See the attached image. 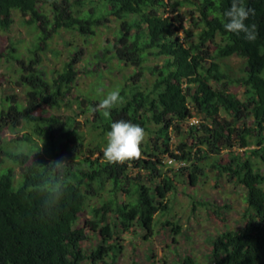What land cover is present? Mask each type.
I'll return each mask as SVG.
<instances>
[{
	"label": "trees",
	"instance_id": "trees-1",
	"mask_svg": "<svg viewBox=\"0 0 264 264\" xmlns=\"http://www.w3.org/2000/svg\"><path fill=\"white\" fill-rule=\"evenodd\" d=\"M98 1L99 6L89 12L82 7L95 0H0V31L10 30L14 11L41 30L36 55L61 29L77 32L85 44L89 38L97 41L103 35L101 28L108 29L105 22L110 16L117 28L114 40L99 48L104 56L111 53L110 58L120 65L134 66L132 79L141 77L150 57L164 61L157 69L148 68L156 75L149 90L138 84L106 87V94L119 89L123 98L110 110V118L91 110L106 94L92 90L80 97L73 93L77 51L52 83L40 72L20 78L19 83L28 87L26 105L13 102L14 96L2 99L0 133L21 124L31 130L19 140L29 147L26 152L5 149L0 134V166L7 159L21 171L16 178L13 167H0V264H116L122 249L120 234H136L132 230L136 226L147 241L155 217L170 209L168 195L176 192L177 178L186 176L188 185L196 188L207 166L246 190L244 225L217 234L212 264H264V174L259 167L260 162L264 164V0H243L255 10L245 21L257 27V38L251 42L243 33H228L223 27V12L231 0ZM188 4L198 13L196 19L192 17L196 33L184 32L179 14ZM44 6L50 8L52 21L42 12ZM232 56L246 61L245 76L235 81L219 62ZM231 85L244 89L241 99L230 91ZM63 106L71 111L68 116L39 114L44 108ZM87 114L93 121H86L101 129V136L121 119L140 125L148 137L140 157L110 163L101 145H95L87 151L89 156L80 158L84 144L76 118ZM35 137L45 144V157ZM173 137L178 138L175 147ZM71 139L73 147L68 145ZM132 170L134 177L129 174ZM105 191L108 198L91 206V219L78 227L87 200ZM168 226H173L172 235L180 234V225L167 221L164 227ZM86 228L99 240L92 249L84 248L89 239ZM181 264H194V260L187 257Z\"/></svg>",
	"mask_w": 264,
	"mask_h": 264
},
{
	"label": "rangeland",
	"instance_id": "rangeland-1",
	"mask_svg": "<svg viewBox=\"0 0 264 264\" xmlns=\"http://www.w3.org/2000/svg\"><path fill=\"white\" fill-rule=\"evenodd\" d=\"M95 1L85 4L82 10L89 12L95 10L100 3L98 0ZM42 12L46 14L49 21H52L53 16L48 6H44ZM179 14L183 20L184 32L196 33L197 29L192 23V17L195 19L198 17L196 7L189 4L185 5L180 8ZM28 19L29 17L14 11V22L10 30L7 32L0 31V108L1 101L6 96H14L13 102L26 105L28 87L19 83L20 78L30 72H40L49 83H52L64 71V66L69 61V57L73 56L76 51L78 54L75 58V69L78 71V77L73 93L75 95L76 93L80 94V97L88 95L92 90L104 95L108 86L116 88L118 85L133 86L138 84L142 89L149 90L156 75H153L148 68L157 69L164 64L163 59L150 57L144 62L142 70L139 69L142 72L141 77L132 79L135 72L134 66L120 65L116 59L110 58L111 53L104 56L103 50H99V48L104 47L106 41L114 40V32L117 28V22L110 16L105 22L108 29L105 30V26L101 28L103 35L97 41L94 42L93 39L89 38L88 43L85 44L84 38L79 36L77 32L61 29L47 40L43 50L38 51L36 55L34 52L36 51L35 45L39 43V36L42 32L34 24H27ZM183 35V31H181L180 37ZM12 47L15 49L14 51H12ZM96 50L99 51L97 54L100 57L96 56ZM31 60H35V62L30 63ZM219 62L230 79L235 81L245 76L246 61L243 58L232 56ZM91 71L94 73L88 74ZM96 72L102 73V77L99 78ZM229 89L241 99L244 92L242 87L231 85ZM81 107L84 108L85 104ZM74 109L77 112L80 111L75 103ZM70 113L71 111L63 106L60 110L44 108L39 114L45 117L50 114L63 117ZM221 115L229 119L223 112ZM87 118L89 121H93L91 114L79 115L76 118V123H78L76 128L82 134L84 144L83 154H80V158L89 156L87 151L94 149L95 145H101L102 150L107 142L106 135L101 136V129L92 127V123L86 121ZM252 121V118L247 120L248 125ZM30 130L29 126L21 124L13 131L4 130L1 132V137L5 140L4 148L26 152L29 147L19 140ZM35 139L39 153L45 157L48 152L45 144L38 137ZM144 139L148 140V137L145 136ZM171 143L175 147L178 144V138L173 137ZM68 145L69 147L75 146L72 139L68 140ZM251 148L253 149V147ZM67 154L61 153L63 157ZM222 155L226 157L225 153ZM97 156L98 154H95L92 158ZM0 157H3L1 153ZM47 158L50 161V158ZM214 158L216 157L214 156ZM206 162L211 163L212 159L206 160ZM6 166L13 167L16 178H18L21 173L20 168L14 166L7 159L0 167ZM259 167L261 173L264 174V164L260 162ZM129 174L134 177L136 172L132 170ZM204 174L196 188L188 185L186 176L177 178L176 192L168 195L170 209L168 212L160 213L155 217L152 235L147 241L143 240L145 232L136 226L132 228L136 234L133 232L120 234V237L123 238L120 242L122 249L117 256L116 264H181L187 257H191L194 264H212V243L217 234L227 227L229 230H238L244 225L242 214L246 209V190L235 183V180H229L227 175L218 177V171L212 170L209 166L205 167ZM108 196L107 191H105L101 197L88 199L87 208L80 214L77 226H82L87 219H91V206H99L101 204L100 198L106 200ZM167 221L180 225V234L172 235L171 228L173 226L164 227ZM85 231L89 239L84 242V248L92 249L99 242L97 234H93L88 228ZM173 240H175V244Z\"/></svg>",
	"mask_w": 264,
	"mask_h": 264
},
{
	"label": "clouds",
	"instance_id": "clouds-1",
	"mask_svg": "<svg viewBox=\"0 0 264 264\" xmlns=\"http://www.w3.org/2000/svg\"><path fill=\"white\" fill-rule=\"evenodd\" d=\"M254 15L255 10L246 7L243 0H231L230 7L223 12L225 18L223 27L228 33H243L246 40L254 41L257 38V27L254 23H245ZM122 99L120 90L112 89L91 110L110 118V110L118 103H122ZM110 128L111 130L106 133V145L102 149L104 158L110 163L117 164L138 159L146 136L145 130L140 125L123 119L111 123Z\"/></svg>",
	"mask_w": 264,
	"mask_h": 264
},
{
	"label": "built area",
	"instance_id": "built-area-1",
	"mask_svg": "<svg viewBox=\"0 0 264 264\" xmlns=\"http://www.w3.org/2000/svg\"><path fill=\"white\" fill-rule=\"evenodd\" d=\"M191 122L194 124L198 123V121L196 119H192Z\"/></svg>",
	"mask_w": 264,
	"mask_h": 264
}]
</instances>
